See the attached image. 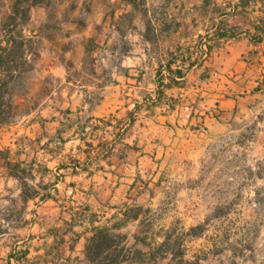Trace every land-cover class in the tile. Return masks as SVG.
I'll return each instance as SVG.
<instances>
[{"label":"rangeland","instance_id":"obj_1","mask_svg":"<svg viewBox=\"0 0 264 264\" xmlns=\"http://www.w3.org/2000/svg\"><path fill=\"white\" fill-rule=\"evenodd\" d=\"M12 2L0 0V41ZM18 29L30 63L12 72L0 123V264H88L92 228L120 220L116 232L141 249L168 232L201 264H264V2L42 0ZM168 62L184 72L170 88L160 86ZM105 93L127 111L90 119ZM224 97L235 103L225 109ZM133 123L142 145L123 143L115 157H145L122 188L81 189L77 156L84 167L108 162ZM72 125L99 143L72 151ZM5 159L30 174L18 181ZM22 190L39 195L24 200Z\"/></svg>","mask_w":264,"mask_h":264},{"label":"trees","instance_id":"obj_2","mask_svg":"<svg viewBox=\"0 0 264 264\" xmlns=\"http://www.w3.org/2000/svg\"><path fill=\"white\" fill-rule=\"evenodd\" d=\"M41 1L13 0L10 13L8 14L11 20L6 22L5 27H3L5 38L0 41V123H6L10 117L12 104L8 85L14 80L12 72L21 65L30 63V60H28L25 54L30 38L22 34L18 29V25L29 19L30 7ZM255 1L264 2V0ZM20 16L23 17L22 23L17 21ZM234 35L231 32H221L216 36V39ZM210 49L211 45H208L205 51L206 54L209 53ZM192 65L193 62H189L188 67ZM165 68L168 81L166 83L160 82V86L170 88L172 85L179 83L184 76V72L180 67L172 68L169 62L165 65ZM157 94L160 98L163 95V90L157 88ZM128 116V121L131 124L135 118L131 112ZM81 131H83V126H81ZM125 147L128 149L131 148L128 144H125ZM4 163L9 169V175L18 181L23 179L26 170L30 174L31 169L21 168L19 162H11L5 159ZM65 167L66 165L62 164L57 168ZM38 195V191L36 190L31 192L21 191V197L24 200L34 198ZM51 197L50 193H45L41 194L39 199L45 200ZM128 211L129 209L122 210L121 215L129 219L138 218L137 213L128 216ZM121 225L122 220H120V223L94 226L92 228L90 236L86 238L83 250L88 264H158L161 260H166L165 264H201L198 256H188L183 239L173 238L170 233L166 232L161 240L153 239L151 242H147L146 239L142 238L140 241L145 245L146 249H141L128 244L125 234L116 232ZM193 230L194 227H191L189 232ZM62 242L63 238L57 241V243ZM56 249H58V245H56Z\"/></svg>","mask_w":264,"mask_h":264},{"label":"crops","instance_id":"obj_3","mask_svg":"<svg viewBox=\"0 0 264 264\" xmlns=\"http://www.w3.org/2000/svg\"><path fill=\"white\" fill-rule=\"evenodd\" d=\"M116 99L115 100H110V96H108V93L104 94V98L100 100L98 104H96L94 107L89 108L88 110V117L91 119L93 118H98V117H104L107 115H115V116H120L123 114L124 111H127L124 105V109H121L119 111H116V109L120 108V106H117L116 104ZM219 105L221 106L222 103L225 104V109L229 108L230 105H233L235 103V99H231L228 97H224V99H220ZM85 108V105L83 106ZM122 112V113H121ZM145 112H150L149 110H145ZM137 116H141V114H137ZM135 122V121H134ZM70 130L71 136L64 141V144L66 143H73L72 145V151L77 148V150H80V147L82 144H85V141H87V145H96L99 143V139H95V135H92L90 138H82L81 135L79 134V129L74 128L73 125L68 128ZM140 137L141 134L136 130V124L133 123L128 130L127 135L125 138L119 143L114 146L112 149L111 153V158L108 162L103 161V160H98L95 159L91 165H83L82 160L84 159L83 156H77V162L79 165L73 166L71 169L72 173V178L75 179H81L82 184H81V189L84 191L88 192L90 190H102L105 191L109 189L110 191L112 190H120L124 183L122 181H126L125 176L130 174V171L132 167L141 162L142 159H144L145 155L141 154L144 150L142 149H137L131 150L127 152L126 160L120 159L115 157V152L119 149L120 145L123 143L133 145L135 144L137 147L141 146L140 144ZM54 145L58 144V141H53ZM99 146L96 148L98 149ZM114 152V153H113ZM89 160V158H88ZM106 163V164H105ZM70 164V163H69ZM68 164V165H69ZM57 168V167H56ZM55 168V169H56ZM68 169L67 167L65 168H59L55 172V176H59L61 179L60 172L62 170ZM52 186H58V181L54 183ZM70 186L73 187V184H70ZM73 189V188H72ZM76 190V188H74ZM88 194V193H87ZM90 196V195H88ZM98 196V194H96ZM66 241L63 240L61 244H64Z\"/></svg>","mask_w":264,"mask_h":264},{"label":"built area","instance_id":"obj_4","mask_svg":"<svg viewBox=\"0 0 264 264\" xmlns=\"http://www.w3.org/2000/svg\"><path fill=\"white\" fill-rule=\"evenodd\" d=\"M123 129L122 130H124L125 129V127H122Z\"/></svg>","mask_w":264,"mask_h":264}]
</instances>
